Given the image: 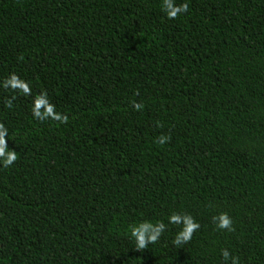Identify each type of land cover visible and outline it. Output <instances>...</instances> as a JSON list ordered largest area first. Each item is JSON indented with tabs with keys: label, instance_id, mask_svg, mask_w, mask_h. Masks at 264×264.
I'll use <instances>...</instances> for the list:
<instances>
[{
	"label": "trees",
	"instance_id": "trees-1",
	"mask_svg": "<svg viewBox=\"0 0 264 264\" xmlns=\"http://www.w3.org/2000/svg\"><path fill=\"white\" fill-rule=\"evenodd\" d=\"M174 2L0 0V264H264V0Z\"/></svg>",
	"mask_w": 264,
	"mask_h": 264
},
{
	"label": "clouds",
	"instance_id": "clouds-1",
	"mask_svg": "<svg viewBox=\"0 0 264 264\" xmlns=\"http://www.w3.org/2000/svg\"><path fill=\"white\" fill-rule=\"evenodd\" d=\"M187 4L181 3L176 4L174 0H163V8L166 12V15L168 18H175L178 14L183 13L187 11ZM11 85L12 87L17 86V77L15 75H12L10 79H8L5 82V86ZM23 90L25 93L29 91L27 85L23 86ZM40 103H44V101H40ZM136 109H139L142 107L140 104L134 103L133 105ZM46 115L53 116L54 119H59L62 122L67 119V117L60 116L59 114H53L52 107H47ZM34 115H41L38 111L34 110ZM7 134V129L3 127V125H0V164H2L4 167H8L11 165L16 159V153L11 150H7V142L5 140V135ZM167 140V137L161 136L158 139V143H165ZM181 219L180 216L173 214L169 217L170 222H175L177 220ZM184 227L183 230L179 233V235L176 238V243L180 242V238L182 237L184 241H187L190 239L192 232L199 227L198 223L193 222L192 218L189 216H184ZM214 220L217 223V227L221 229H229L231 230V219L226 213H221L218 217H214ZM163 223H158L156 225H152L147 222H142L137 226H130V234L131 237L135 239L136 246L138 249H142L145 247L146 243L149 242H155L160 233L164 229ZM229 252L225 249L222 250V256L227 261L229 259ZM232 264H237V258L231 257Z\"/></svg>",
	"mask_w": 264,
	"mask_h": 264
}]
</instances>
